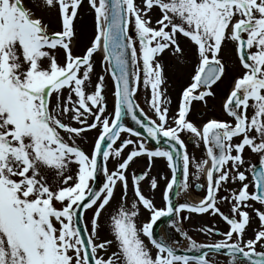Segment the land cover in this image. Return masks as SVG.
Wrapping results in <instances>:
<instances>
[{
    "label": "snow or ice",
    "instance_id": "obj_1",
    "mask_svg": "<svg viewBox=\"0 0 264 264\" xmlns=\"http://www.w3.org/2000/svg\"><path fill=\"white\" fill-rule=\"evenodd\" d=\"M88 3L94 34L76 54L82 0H0V264H215L203 249L213 256L227 250L230 264H264V0ZM181 37L191 49L189 82L172 113L161 58L167 51L185 60ZM105 74L113 82L111 113ZM226 81L222 110L230 119H189L194 102L207 105ZM141 88L150 92L152 116L137 102ZM126 116L143 131L127 126ZM89 131L96 136L86 151ZM185 133L206 158L190 155ZM141 157L147 170L130 173ZM157 159L172 173L163 207L142 190V182L159 187L151 175ZM193 164L197 179L206 173L205 195L174 203V189L179 197L189 188ZM141 208L149 214L143 222ZM184 212L219 215L228 230L198 244L183 228ZM254 219L257 229L246 238ZM169 226L190 249L169 242Z\"/></svg>",
    "mask_w": 264,
    "mask_h": 264
},
{
    "label": "rangeland",
    "instance_id": "obj_2",
    "mask_svg": "<svg viewBox=\"0 0 264 264\" xmlns=\"http://www.w3.org/2000/svg\"><path fill=\"white\" fill-rule=\"evenodd\" d=\"M28 0H26V6H27ZM38 2V0H37ZM52 20L53 25L52 28L55 30L58 28V24H56V16L55 13H52ZM47 19V17H46ZM76 28L78 32L80 47L78 49H74V52L76 54H81L84 46L88 44L89 40L94 34V10L91 9L88 0H82V7L79 9V17L76 20ZM180 44L182 48H185V60L181 61L179 60L175 55L171 54L170 52H165L161 58V63L164 67V75L166 78V83L162 86L167 90V95L171 99L170 109L171 112L174 113L176 110V107L179 102L181 90L184 86H186L187 82H189V73H190V65L187 62L188 57L190 56L191 49L185 47L184 39L181 37ZM96 72L97 73H103L104 71V62L102 60L101 55H96ZM106 75V88H107V111L109 113L113 112V102L114 97L112 95V89H113V82L110 76ZM95 75L93 76V80H95ZM227 81L225 84H222L219 89H217V95L215 98H208L207 105L203 104L202 102H194L191 114L189 116V119H191L193 122L197 123V125L201 124L202 122H205L209 118H219V119H230L227 117L226 114L223 113L222 110V103L224 99V92L226 90ZM150 98V92H146L143 88H141L139 94L137 95L138 102L140 105L143 106V108L148 112L149 115H153L151 109L148 105V99ZM201 112L202 114H198ZM171 114V113H170ZM87 142L84 143V148L86 151H90L91 149V143L93 141L94 135L96 136L95 132H87L86 134ZM125 138H127V134H122ZM185 139V143L187 145V150L190 153V155L194 156L197 160L205 157V149L204 146L201 144L199 147L196 146L194 142V138L191 137L190 134L185 133L183 134V137ZM135 139V137H133ZM190 140V143L187 142V140ZM130 150V149H129ZM246 159H250L252 162H257L255 155H249L248 151L246 150L245 153ZM115 166V161L110 160L108 163L109 170H113ZM148 168V158L147 157H141L135 160V163H132L129 172H136L139 174L142 170H147ZM195 166L194 164L190 166V176H189V187L192 193L197 197H203L206 192V183L204 181L203 174H200L198 179L196 175H193L195 173ZM151 175L156 176L159 180V187L156 190H152L147 182H142V190L145 195L151 197L154 199V203L157 207H163L164 202L162 200V191L165 186V177L170 179L171 178V171L167 167L166 161L162 159H157L153 168ZM195 184L203 185L204 187L201 188L199 191H195L193 189V186ZM230 187L235 188L237 185H230ZM226 194V193H225ZM133 196V193L131 189L129 190V200H131ZM119 199V196H117V200ZM229 205L228 204H222L221 208L223 211H227ZM256 207H260L259 204L256 205ZM116 208V202H112V207L109 209V211H112ZM182 215H187L190 218L183 221V227L184 230L188 232L190 236H192L198 244L203 243H214L216 241H219L220 239H223V236L221 235L222 232L228 230V225L226 222L222 220V218L219 215H208V214H195V213H188L184 212ZM254 215V214H253ZM87 216H91V212L87 213ZM109 212H105L103 214L102 219L104 221L108 220ZM149 214L147 211H145L143 208H141V215L139 217V222H143L147 220ZM258 225V219H254L252 222V227L247 230L246 238H249L252 236L253 231L257 229ZM107 227V225H106ZM204 227H211L216 229L217 231L214 233H207L203 230ZM103 235H106L108 238H111V236L106 231L103 233ZM210 258V257H208ZM215 264H219L218 260L216 261L214 259Z\"/></svg>",
    "mask_w": 264,
    "mask_h": 264
},
{
    "label": "water",
    "instance_id": "obj_3",
    "mask_svg": "<svg viewBox=\"0 0 264 264\" xmlns=\"http://www.w3.org/2000/svg\"><path fill=\"white\" fill-rule=\"evenodd\" d=\"M124 120H125L127 126H130V127L136 128L137 130L143 131L142 129H139V127L135 124L134 121H132V120L130 119V117H127V116H126V117H124ZM149 145H150L151 147H157V146H160V147H167V145H164V144L157 145L155 141H149ZM182 178H183L182 170H181V169H178V171H177V185L175 186L176 188L179 187V183H180V180H182ZM101 182H102V173H98V180H97V183L99 184V183H101ZM172 199H173V202H174V203L177 202V201H179V202H190V201H189V200L183 195V193L181 194V196L177 197V196L175 195V189H174V191H173V193H172ZM161 227H162V229H163V231H164V233H165V227H163V226H161ZM159 228H160V227H157V228H156V233H157L158 236L161 235V234L159 233ZM166 238L169 240V242H171V240H172V239H171L172 236H171L170 226L168 227V231H167V233H166ZM172 241H173V240H172ZM174 246H175V245H174ZM176 247H177V246H176ZM178 249H180V248L178 247ZM202 251H210V250L203 249ZM224 251H225V250H224ZM187 254H190V255H198L199 253L196 252L195 250H191V251H189ZM230 259H231V258H230ZM230 259H226L227 264H230ZM240 259H241V261H243L244 258L241 257ZM245 264H246V262H245Z\"/></svg>",
    "mask_w": 264,
    "mask_h": 264
},
{
    "label": "bare ground",
    "instance_id": "obj_4",
    "mask_svg": "<svg viewBox=\"0 0 264 264\" xmlns=\"http://www.w3.org/2000/svg\"><path fill=\"white\" fill-rule=\"evenodd\" d=\"M94 138H95V135H94ZM93 138V140H94ZM204 179H205V182H206V173H204ZM207 183V182H206ZM184 196H186L190 201H192L193 203H198L200 199H202V197H197L195 196L191 191H187L186 194L183 193ZM187 244L186 241H184L182 243L183 246H185Z\"/></svg>",
    "mask_w": 264,
    "mask_h": 264
}]
</instances>
